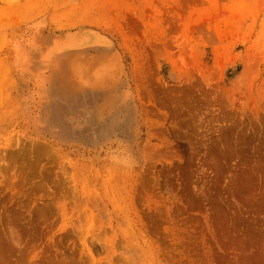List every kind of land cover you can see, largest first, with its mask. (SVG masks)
Wrapping results in <instances>:
<instances>
[{"label":"rangeland","instance_id":"obj_1","mask_svg":"<svg viewBox=\"0 0 264 264\" xmlns=\"http://www.w3.org/2000/svg\"><path fill=\"white\" fill-rule=\"evenodd\" d=\"M0 264H264V0H0Z\"/></svg>","mask_w":264,"mask_h":264},{"label":"bare ground","instance_id":"obj_2","mask_svg":"<svg viewBox=\"0 0 264 264\" xmlns=\"http://www.w3.org/2000/svg\"><path fill=\"white\" fill-rule=\"evenodd\" d=\"M81 56H82V55H81ZM74 57H75V56H74ZM74 57H73V58H74ZM79 57H80V56H79ZM71 62H72V61H71ZM73 62H75V61H73ZM90 65H91V64H90ZM93 65H94V64H93ZM93 65H92V66H93ZM92 66H91V67H92ZM99 66H100L101 71L99 70L98 67H97L96 69H89V68L87 67L85 71L83 70V67H84L83 65H82L81 68H80V70L82 69L81 71H83L84 74H87V76H86V75H85V76H86L88 79H90V81H92V79H93V81H92V83H93L92 86L95 84V87H96V84L98 85L99 82H100L99 84H101V82L103 83V80L108 81V80H109L108 76L111 75V72H110V71H111V68H110V67H106V68H104V64H100ZM69 68H70V71L73 73L74 71L72 70L71 65H69ZM80 70H78V71L81 72ZM78 76H79V75H78ZM109 77H110V76H109ZM107 79H108V80H107ZM81 80H83V78H82ZM106 81H105V84H106ZM65 83H66V82H65ZM107 83H108V82H107ZM73 84H75V83H73ZM76 84H77L78 86L76 87V85H74V87H73L74 90L71 89V87H70L71 85L69 86V89H70V91H71L72 94H74V92H75L76 90H77V91H79V90L83 91L86 87H87V88H88V87H89V88L92 87V86L90 87V86H89L90 84H88L86 81H81V82L78 81V82H76ZM103 84H104V83H103ZM105 84H104V85H105ZM62 85H63V83H62ZM80 85L83 86V87L86 86V85H87V86L84 87L83 89H81V88H79ZM100 86H101V85H100ZM66 88H67V87L65 86V90H63V91H65V92L67 93V89H66ZM93 88H94V87H93ZM70 91H69V92H70ZM84 91H85V90H84ZM65 92H62V93L65 94ZM72 94H71V96L69 95V98H73V95H72ZM40 149H41V148H40ZM40 149H39V150H40ZM39 153H40V152H39ZM250 261H251V262H257V258L254 257V256H251V257H250Z\"/></svg>","mask_w":264,"mask_h":264}]
</instances>
